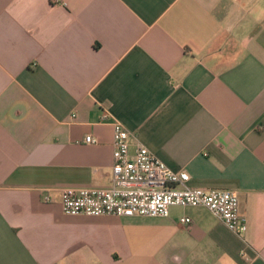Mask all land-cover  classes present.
Returning <instances> with one entry per match:
<instances>
[{"label":"crops","instance_id":"crops-1","mask_svg":"<svg viewBox=\"0 0 264 264\" xmlns=\"http://www.w3.org/2000/svg\"><path fill=\"white\" fill-rule=\"evenodd\" d=\"M115 119L235 191L246 234L205 207L66 215L64 188L111 186ZM0 264H264V0H0Z\"/></svg>","mask_w":264,"mask_h":264},{"label":"built area","instance_id":"built-area-1","mask_svg":"<svg viewBox=\"0 0 264 264\" xmlns=\"http://www.w3.org/2000/svg\"><path fill=\"white\" fill-rule=\"evenodd\" d=\"M110 116L107 112L104 119ZM131 139L132 134L115 119L111 186L64 188L61 207L66 215L168 217L174 206L205 207L233 233L246 234L247 220L240 212V199L235 191L192 188L187 185V173L172 170L146 146L137 145L132 153ZM86 142L97 141L87 136ZM181 222L190 225L192 219L182 218Z\"/></svg>","mask_w":264,"mask_h":264}]
</instances>
